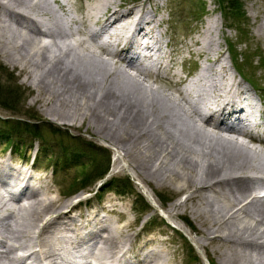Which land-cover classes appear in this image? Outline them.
Instances as JSON below:
<instances>
[{
  "label": "bare ground",
  "instance_id": "6f19581e",
  "mask_svg": "<svg viewBox=\"0 0 264 264\" xmlns=\"http://www.w3.org/2000/svg\"><path fill=\"white\" fill-rule=\"evenodd\" d=\"M162 1L88 0L74 16L69 0H0V57L25 74L48 115L71 119L84 108L82 120L114 146L146 197L160 202L153 205L200 236L209 264H264L263 92L228 73L214 18L183 43L200 57L183 77ZM111 61L133 73L112 71ZM15 155L0 156V221L10 220L0 230V264L175 262L163 228L138 229V217L115 203L87 212L76 210L81 201L58 204L52 176L34 170L36 154L29 163ZM171 186L185 197L167 205Z\"/></svg>",
  "mask_w": 264,
  "mask_h": 264
},
{
  "label": "rangeland",
  "instance_id": "374dc122",
  "mask_svg": "<svg viewBox=\"0 0 264 264\" xmlns=\"http://www.w3.org/2000/svg\"><path fill=\"white\" fill-rule=\"evenodd\" d=\"M69 1L71 4L70 13L74 16H77L75 13V8L81 4L86 5L88 3V0ZM221 2H223V0L162 1L164 5H167L168 3L167 8L162 12V17L165 19L164 28H168V34L165 36V38L166 40L173 42L174 46H177V48L181 49L182 52V55H180L177 59L178 68L176 66V69L180 71V67L183 68L184 73H181V75L184 77L185 73H192V71L198 67V62H196V59L199 61L200 57H192L191 54L186 53V51L183 50V43H188V45H191L192 41L196 40L195 37L197 34H199V32L202 30L203 24L208 23V21L214 18L216 20V28L218 30L216 42L219 45L220 52L222 53H220V58L223 59L224 65H226V67L229 69L228 73L230 75H232V73L236 74V77L240 81H243V79L245 81L252 80L258 83V85L264 90V0H240V2L243 4V10L245 13V18L241 21V24L235 21L232 22L231 19L227 18V16H223L221 11L222 7L220 5ZM60 12L61 11H59L58 14L62 16L63 14ZM168 20L170 21L168 22ZM169 23L172 24V29L169 27ZM76 29L77 26H73L72 30L75 31ZM231 45L235 52L234 56L231 54ZM193 47L195 48V46ZM235 56L237 59L235 58L234 61ZM109 64L112 71L119 70L122 72L133 73V71L127 68L125 65H118L113 61L109 62ZM239 69L243 70L239 71ZM39 70H36V72H39ZM241 77L243 79H241ZM154 80L157 82V84L163 85L167 89L170 88L169 83H166L161 79ZM155 81L148 80V83L153 84L155 87L157 86ZM250 86L255 88V86L251 85V83ZM33 87V85L26 81V76L23 72H21L19 67H11L7 65L0 57V92H2L1 95L4 96L11 95V100H13L12 104L15 106V110H11L9 108H0V119L15 122L19 120L29 124H38L44 122L47 123L49 127L51 126L50 130L54 128L58 132H67L72 138L78 137L83 146H87L88 144L95 145L109 157L108 174L106 175L105 179L97 181L94 185L87 188L86 190H82L73 194H65L68 185L71 183V181H73L72 178L75 177V174L79 172V166L85 165L83 163L88 164V159L86 156L79 158L77 157L75 161H72L71 157L66 159L63 158L64 154L61 151L63 150L61 149V146L64 148L67 146L68 142L65 136L62 135H53L51 133L46 134L47 143L45 147L37 140H34L33 143H27L29 139L25 135L26 137L24 136L25 139H23V141L26 144L24 143L23 145H19L17 149L15 148L11 150L8 152V154L11 156V154L15 153L16 155L12 156V158L18 163L23 161H25V163H29L31 162L32 157H34L36 154L37 168L34 170L40 173L45 171L47 176H52L53 180L51 179V196L57 197L58 204H67L71 201L76 203L81 201V206L77 207L76 210L80 212H87L89 209L87 208L89 204L110 205L115 203L118 207H125L127 210V219L134 221L136 220L135 218L138 217V220H136L138 229H144L145 232L148 233L156 232L157 230L163 228L165 235L159 237L168 240L167 243H169L170 249L173 253V256L175 257L174 263H172V259H168L171 258V255L167 257L168 261L171 260V263L169 264H190L187 242L192 248H194V253L191 250L192 257L194 259L196 257L198 258V262H193L191 264H209L207 260V256L209 255L205 253L203 246L201 247L198 244L200 247L198 248L195 244L196 240H202L200 236L196 235V233L193 234L190 232V230L184 225L182 221L168 220L167 215L161 213V211L157 209L160 205V202L155 197H153V203H155L157 208L153 205L151 200L144 194L141 188L142 184L139 182L132 170H129L127 164H124L118 159L119 155L116 152L114 146L108 143L102 135H97L95 129H93L92 125L89 126L86 120V122L82 120V114L84 113L85 109H79L81 107L80 106L77 109V114L75 115L74 113V118L59 120L44 112L43 107L40 106V101L34 102L36 90ZM170 93L174 92L171 91ZM262 98L264 100L263 95ZM79 102L80 99L77 100V103ZM66 106L69 107V105ZM75 107L77 106L75 105ZM36 116L40 118L41 121H34ZM2 140L3 139L0 138V156L2 153H5V151L11 149V146L9 147L10 144L6 146ZM20 146L22 147L20 148ZM259 146L261 147V145ZM84 148L85 147H82V149ZM95 158H101V166H105L106 163L103 159H106L107 157H102L100 153H98ZM22 168V170L26 169V165H23ZM34 170L33 172H35ZM53 174L55 175L54 177ZM116 177L128 178L129 182L133 185L135 194H140V196H142L147 203H151V205L154 206L152 210L147 212L145 207L139 208L136 206L135 198L133 194L131 195L130 193L118 195L113 191H105L103 195H95V192L98 191L97 189L100 184L108 181L110 178ZM48 180H50V178ZM163 194L169 197L167 205L173 202L182 201L185 197V194L179 193L172 186L168 188ZM107 199L110 200L109 203L106 202ZM7 201L8 199L5 200L6 203ZM84 202H87V205H84ZM20 204L23 205L24 201H22ZM103 214L105 213H102V215ZM153 214H156L157 218L161 219L162 221L167 222L169 224L168 227L163 222L156 221L151 223V216ZM187 216V219H190L188 220L197 230L198 225L191 221L190 215L187 214ZM113 218L116 217L113 216ZM145 220L146 223L144 226H140V224ZM9 223L10 220H3L2 222L0 221V230L8 228L7 225H9Z\"/></svg>",
  "mask_w": 264,
  "mask_h": 264
},
{
  "label": "trees",
  "instance_id": "16d2710c",
  "mask_svg": "<svg viewBox=\"0 0 264 264\" xmlns=\"http://www.w3.org/2000/svg\"><path fill=\"white\" fill-rule=\"evenodd\" d=\"M222 7V14L223 16H227L228 19L231 21H235L241 24V21L245 18V13L243 10V4L240 0H223L220 3ZM232 48V45H231ZM231 54L234 56L235 52L232 48ZM230 54V55H231ZM236 56L234 57L235 61ZM237 59V58H236ZM243 69H239L242 71ZM241 73V72H240ZM256 86L259 87L258 83L250 80ZM0 92V108H9L11 110H15V106L12 104L13 100H11L12 96H4L1 95ZM34 121H41L40 118L37 116L34 118ZM12 123V124H11ZM49 127L47 123H33L29 124L27 122H21L17 120L15 121H8V120H1L0 119V138L3 139V143L9 147L11 146V150L17 149L19 145H23L25 142L23 141L24 136L26 135L29 139L27 143H33L34 140H37L42 143V145L46 146V134H53V135H62L65 136L68 144L63 148L61 146V150L64 154L63 158L71 157L72 161H75L77 157L86 156L88 159V164L83 163L85 165L79 166V172L75 174V177L72 178L73 181L68 185L65 194H73L82 190H86L87 188L94 185L97 181L103 180L108 171V164H109V157L102 150L96 147L93 144H88L87 146H83L82 142H80L78 137H70L67 132H58L56 129ZM25 136V137H26ZM32 138V139H30ZM26 144V143H25ZM8 147V148H9ZM22 146H20L21 148ZM82 147H85L82 149ZM7 148V149H8ZM66 149V150H65ZM65 151V152H64ZM100 153L102 157H107L103 159L106 163L105 166H101L100 159H96L95 157L97 154ZM98 191L95 192V195H103L105 191H113L118 195H124L130 193L133 194L135 198L136 206L139 208H144L142 201L138 198V194H135L133 185L129 182L128 178L121 177V178H110L108 181L100 184L97 189ZM189 257L192 256L191 249L188 248Z\"/></svg>",
  "mask_w": 264,
  "mask_h": 264
}]
</instances>
